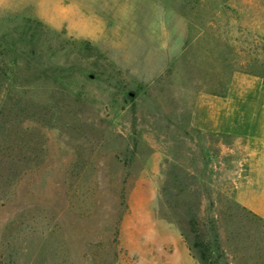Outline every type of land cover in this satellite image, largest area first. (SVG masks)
Masks as SVG:
<instances>
[{"label": "rangeland", "instance_id": "rangeland-1", "mask_svg": "<svg viewBox=\"0 0 264 264\" xmlns=\"http://www.w3.org/2000/svg\"><path fill=\"white\" fill-rule=\"evenodd\" d=\"M192 214L264 264V0H0V264H199Z\"/></svg>", "mask_w": 264, "mask_h": 264}, {"label": "trees", "instance_id": "trees-1", "mask_svg": "<svg viewBox=\"0 0 264 264\" xmlns=\"http://www.w3.org/2000/svg\"><path fill=\"white\" fill-rule=\"evenodd\" d=\"M190 213V210H189ZM191 232L194 234L192 249L195 251V258L199 264H215L212 260L211 243L200 234L197 225L198 221L195 215H191L188 220Z\"/></svg>", "mask_w": 264, "mask_h": 264}, {"label": "crops", "instance_id": "crops-1", "mask_svg": "<svg viewBox=\"0 0 264 264\" xmlns=\"http://www.w3.org/2000/svg\"><path fill=\"white\" fill-rule=\"evenodd\" d=\"M227 116H232V113L230 114V115H227ZM239 117H243V116H245V114H244V112L242 113V112H240L239 113V115H238ZM253 117H259V116H263V112H260V114H258V113H255L254 115H252ZM241 123H242V126H241V128L242 127H246L247 126V124H246V122H244V121H241ZM245 124V125H244Z\"/></svg>", "mask_w": 264, "mask_h": 264}]
</instances>
